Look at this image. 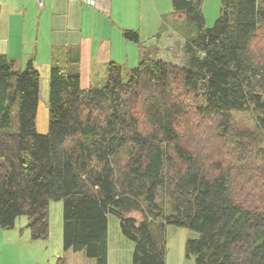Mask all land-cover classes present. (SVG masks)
Masks as SVG:
<instances>
[{"label":"trees","instance_id":"1","mask_svg":"<svg viewBox=\"0 0 264 264\" xmlns=\"http://www.w3.org/2000/svg\"><path fill=\"white\" fill-rule=\"evenodd\" d=\"M170 2L183 18L184 67L156 58L137 31L123 32L140 47L125 81L112 63L102 87L83 89L53 64L44 134L33 62L15 70L0 55L1 229L24 216L30 238L46 241L60 200L64 250L95 264H108L109 215L134 244L132 264H166L167 226L194 232L184 246L194 264H264V150L232 120L250 110L264 134V0H221L212 28L203 0ZM201 128L227 136L222 163L190 149Z\"/></svg>","mask_w":264,"mask_h":264},{"label":"crops","instance_id":"2","mask_svg":"<svg viewBox=\"0 0 264 264\" xmlns=\"http://www.w3.org/2000/svg\"><path fill=\"white\" fill-rule=\"evenodd\" d=\"M154 3L167 11H157L158 22L152 7ZM171 12L170 5L161 7L160 0H97L95 6H90L86 0H41V4L39 0H0V55L9 59L15 70H22L28 62H33L39 74L36 120L43 118L45 122L37 131L44 134L48 130L47 101L53 64L65 72L77 73L83 89L101 85L106 81L109 64L125 69L124 65L140 60L139 45L125 39L123 32L137 31L140 37L145 27L154 28L158 24L156 36L159 37L165 27L162 16ZM119 230L116 239L125 245V237ZM184 237L188 239L189 234L184 233ZM186 239H181L183 248ZM64 255L63 264H95L83 252L67 250ZM174 256L176 263L172 262ZM122 259L121 251L111 254L108 218V264H122ZM123 264H129L128 258ZM166 264H190L182 256L177 239L170 244Z\"/></svg>","mask_w":264,"mask_h":264},{"label":"rangeland","instance_id":"3","mask_svg":"<svg viewBox=\"0 0 264 264\" xmlns=\"http://www.w3.org/2000/svg\"><path fill=\"white\" fill-rule=\"evenodd\" d=\"M156 1V0H154ZM160 0L161 7L166 5H170V0ZM155 5V6H154ZM152 5L156 21L158 22V12L167 13L163 8H158L156 3ZM202 15L204 18V26L205 28H212L214 23L219 17L220 8H221V0H203L202 5ZM159 10V11H158ZM158 11V12H157ZM170 13V12H169ZM162 18L164 19V25L162 28V34L158 37L156 33L158 31V24L151 27H145V33L141 34L140 39L143 41L144 45H149L151 43L159 45L158 52L156 54V58L164 61L166 64H169L178 69L183 68L185 65L184 55L182 52V47L186 41L184 37V33L182 29V21L183 18L180 17L175 19L171 15L163 14ZM182 26V27H181ZM181 27V28H180ZM185 31L187 29L185 28ZM158 37V38H157ZM156 48V47H155ZM139 47L137 49L138 54ZM140 57V55H139ZM131 61V59L129 60ZM129 66L124 65L125 69H123V80L125 81L128 76V71L131 68L136 67L139 63L138 59L135 63L129 62ZM123 68V67H122ZM107 74V73H106ZM104 85L94 86L96 88L102 87ZM256 113L247 110L245 112H233L232 120L235 128L238 132L248 133L249 137H252L254 140L257 139V143L261 150H264V134L260 131L257 125ZM48 120V116H47ZM45 122V119L40 118L37 120V129L39 130L41 124ZM193 126H195L193 122ZM204 128L209 127L203 126ZM196 131V129H195ZM200 132H203V128H201ZM253 136H252V135ZM208 132H203V134L196 133L192 139H197L195 142H190V149L194 152H198L201 156L211 155L216 159H219V164L224 160L218 158L217 153L226 154L227 150L225 149V139L227 136L224 134L223 137L213 138L209 140L206 136ZM198 137V138H197ZM211 146V147H210ZM211 159L208 158V162ZM205 163V162H204ZM206 164V163H205ZM124 165V164H123ZM245 167L242 171L232 170L231 173L234 179H243V175L245 173ZM239 171V172H237ZM238 181V180H237ZM159 199H162L159 197ZM164 200V207L167 210V201ZM62 201H52L49 204L48 209V218H49V237L46 241H34L30 238V234L28 229L26 228L27 220L24 216L18 218L15 223V227L11 230H4L0 228V264H58L60 259L65 260L64 248H63V236H62ZM263 209V208H262ZM165 210V212H166ZM261 210V208H260ZM264 210V209H263ZM134 216L140 219L139 213H134ZM109 235L111 240V254L115 252L121 251L123 254V259L121 263L123 264L125 259L128 258L129 264H132V255L134 251V244L128 240L126 237L125 245L123 243H119L116 239L117 230H119V221L115 215H109ZM183 230V231H182ZM119 233L121 234L120 230ZM184 233H188L189 237H194V232L188 231L183 228H176L174 226H167L166 228V256L167 252L170 250V244L174 239H177V246L181 244V253L182 256L184 252V248L182 247V240L186 239L184 237ZM123 236V235H122ZM187 240V239H186ZM185 240V242H186ZM4 242V243H3ZM185 242L183 246H185ZM57 254H60V257H57ZM170 261V260H169ZM65 261L61 262L63 264ZM172 262L176 263L175 256L172 258ZM188 262V261H187ZM190 264H193V259L189 260Z\"/></svg>","mask_w":264,"mask_h":264},{"label":"built area","instance_id":"4","mask_svg":"<svg viewBox=\"0 0 264 264\" xmlns=\"http://www.w3.org/2000/svg\"><path fill=\"white\" fill-rule=\"evenodd\" d=\"M86 1H87V3H88L90 6H95L97 0H86ZM39 4H41V0H39Z\"/></svg>","mask_w":264,"mask_h":264}]
</instances>
